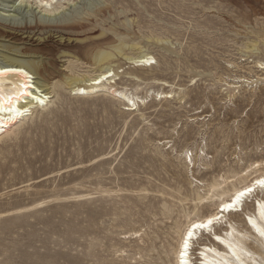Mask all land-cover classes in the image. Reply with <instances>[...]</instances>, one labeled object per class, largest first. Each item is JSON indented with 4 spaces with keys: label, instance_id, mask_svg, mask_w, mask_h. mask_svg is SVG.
I'll list each match as a JSON object with an SVG mask.
<instances>
[{
    "label": "rangeland",
    "instance_id": "374dc122",
    "mask_svg": "<svg viewBox=\"0 0 264 264\" xmlns=\"http://www.w3.org/2000/svg\"><path fill=\"white\" fill-rule=\"evenodd\" d=\"M50 1L51 10L62 7L49 13L36 0H0V27L42 34L79 24L82 44L64 48L78 60L57 61V44L13 32L0 45L43 61L54 76L78 78L97 74L85 56L99 41L120 45L114 88L139 106L130 112L104 91L77 96L64 83L53 88L60 78L46 80L48 106L0 140V264H172L177 227L212 207L196 205V195L214 180L219 191L230 188L255 163L264 168V72L256 68L264 0ZM141 52L155 63L135 72L124 57ZM253 202L244 212L253 214ZM229 226L244 264H264V243L242 216L212 232L226 237ZM198 237L195 264L201 245L215 246L211 234Z\"/></svg>",
    "mask_w": 264,
    "mask_h": 264
},
{
    "label": "bare ground",
    "instance_id": "6f19581e",
    "mask_svg": "<svg viewBox=\"0 0 264 264\" xmlns=\"http://www.w3.org/2000/svg\"><path fill=\"white\" fill-rule=\"evenodd\" d=\"M24 1L25 0H20V2ZM36 1L38 6L44 8V10L49 13L55 12L62 7V3L59 2L58 6L51 10L47 8L51 5L50 0ZM14 7L16 6L14 5ZM14 10H16V8ZM81 29L82 27L79 24L64 25L56 27L55 29L48 28V31L38 34L37 31L35 33L32 31H26L25 33H23V31H14L16 32L14 33L12 30L0 27V37L2 38L5 34L13 32L10 34L15 35L14 37H20L21 40L36 43V45L44 43L41 42L42 40L47 41L49 39L50 42L60 46L59 48L57 47L58 49L56 48L57 50L54 54L57 61L64 58L78 60L82 54L76 56L73 55L71 51L64 50V48L66 46L82 44L81 42H83V40H79L76 36L78 35L77 31ZM19 32L22 33L19 34ZM103 36L104 34L100 33L92 39H99ZM103 45H106L104 49ZM112 45L101 40L97 43L98 48L95 49V52L86 53L85 58H89L88 61L96 66L97 74L94 76H82L80 78L68 77L65 73L58 74L59 72L57 76H54L56 71L43 63V61L34 59L21 60L18 58L19 55H16L19 54L18 50L3 48V46L0 45V47L3 48V51L0 50V73H2L0 74V140L4 135L13 134L14 132L12 129L21 124L27 117L31 116L34 109L39 108L43 110L48 106L50 103L49 100L52 97L51 94L54 90L49 92L47 84L45 85V83H47L46 80H53L55 78H60L61 80L53 85L55 90H58L64 83L69 86L70 92L77 96H79V94H82L80 96H91L104 91L121 100L125 104L127 111H136L139 106V99L114 88L118 74L115 73L111 64L115 57H123L124 55L122 53L123 48L120 45ZM25 56L30 55L25 54ZM124 59L128 64L132 65L135 72L151 68L155 63L152 62L154 58L144 52L134 57L125 56ZM256 68L264 72V63H257ZM5 69H12V71H5ZM40 79L44 83H42ZM132 79L138 81V77L132 76ZM238 82L245 81L240 80ZM228 87L235 88L233 85H229ZM157 95L160 96V99L170 98L168 93L161 92L157 93ZM145 99L141 101L144 103ZM187 152L188 151L185 152V158L189 159L191 163L192 154L187 158ZM254 165V171L250 172L246 170L243 175L244 178L236 184H231L230 188L219 191L222 184L214 180L211 184L207 185L204 195H196V205L202 206L204 203H211L212 207L205 213L187 217L184 224L177 227L176 243L171 250L173 256L172 264H195L192 260V246L194 241L199 238L198 234H211L210 240L215 246L207 244L201 245L197 252V264H244V261L248 260V258L243 254L238 245L233 242L237 240L239 236L238 234H234L233 227L229 226V228L225 230L226 237L212 232L215 227L223 224L226 217L232 215L242 216L245 227L256 239H258V241L264 243V200L257 198L258 193L264 192V186L256 183L258 180H264V168H260V163H255ZM222 180L224 184H228L229 182L224 178ZM249 188L252 189V191L246 192L245 190ZM242 192L244 195L240 196L237 200L236 197ZM253 198V214L244 212L245 204L249 199ZM233 201H235V203L231 208H224V205L233 203ZM209 220L212 221L211 224H208ZM198 224H204L206 227H194V225ZM189 232H192L191 236L188 235ZM186 244L187 247H185ZM220 250L223 252L221 253Z\"/></svg>",
    "mask_w": 264,
    "mask_h": 264
},
{
    "label": "snow or ice",
    "instance_id": "6c2138e0",
    "mask_svg": "<svg viewBox=\"0 0 264 264\" xmlns=\"http://www.w3.org/2000/svg\"><path fill=\"white\" fill-rule=\"evenodd\" d=\"M5 71H12V69H5ZM0 74H2V73H0ZM256 183H257V184H260L261 186H264V180H258ZM245 191H246V192H251L252 189L249 188V189H246ZM243 195H244L243 192L240 193V194L236 197V199L238 200L239 197H240V196H243ZM234 203H235V201H233V203L226 204V205H224V208H225V209H229V208H231V207L233 206ZM211 223H212V221L209 220V221H208V224H211ZM194 227L202 228V227H206V225H204V224H198V225H194ZM188 235L191 236V235H192V232H189ZM185 247H187V244L185 245Z\"/></svg>",
    "mask_w": 264,
    "mask_h": 264
}]
</instances>
